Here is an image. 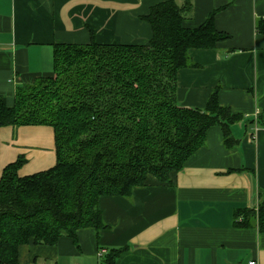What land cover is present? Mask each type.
<instances>
[{
  "label": "crops",
  "instance_id": "0c3cea01",
  "mask_svg": "<svg viewBox=\"0 0 264 264\" xmlns=\"http://www.w3.org/2000/svg\"><path fill=\"white\" fill-rule=\"evenodd\" d=\"M162 1L0 0V97L13 106L20 88L52 76L55 45H88L92 39L148 44L152 30L143 17ZM175 2L191 6L185 28H199L215 14L216 29L229 35L214 49L189 52L193 66L178 72L177 103L205 110L217 90L220 106L241 117L230 128L235 144L226 146L222 127L212 126L204 146L171 173L169 183L149 176L130 197H102L105 229L82 228L76 239L64 235L55 246H21L20 264H100L111 249L121 248L116 264H264V233L255 220L252 227L236 226L237 212L257 211L264 192V34L256 31L264 0ZM29 129L38 138L46 131L55 154L47 168L30 173L31 151L43 146H18L15 160H26L20 176L47 171L57 161L54 131L45 125L1 128L0 154ZM8 163H0V179Z\"/></svg>",
  "mask_w": 264,
  "mask_h": 264
},
{
  "label": "trees",
  "instance_id": "16d2710c",
  "mask_svg": "<svg viewBox=\"0 0 264 264\" xmlns=\"http://www.w3.org/2000/svg\"><path fill=\"white\" fill-rule=\"evenodd\" d=\"M190 4L165 0L143 17L152 30L145 45L58 44L53 75L20 88L14 105L0 97V129L50 126L56 165L20 176L26 160L8 165L0 179V264H20L27 244L55 246L82 228L105 229L98 203L104 196L130 197L149 176L162 183L204 146L208 129L220 125L226 146L241 117L219 104L218 91L205 110L176 100L177 76L193 66L192 49H214L229 35L215 14L196 29L185 28ZM256 31L264 34V19ZM237 227L264 233V192L257 211L236 214ZM241 219V220H240ZM125 248L111 249L100 264H116Z\"/></svg>",
  "mask_w": 264,
  "mask_h": 264
},
{
  "label": "rangeland",
  "instance_id": "374dc122",
  "mask_svg": "<svg viewBox=\"0 0 264 264\" xmlns=\"http://www.w3.org/2000/svg\"><path fill=\"white\" fill-rule=\"evenodd\" d=\"M34 84H35V81L31 82L24 88H28L29 86H32ZM37 135L38 134L36 133V131L32 132L31 129H29L27 133L25 131H22L18 137V140L15 139L14 141L15 144L14 143L12 144V141H11L7 144V146H4L5 152L3 153V155L0 154V163L4 161V164H7L9 160L13 159L11 162H9V163H12L16 159L17 154L19 153L18 146L22 147L26 144V142H28L31 144L34 143V146L40 144L43 146V149H40V148L32 149L30 162L28 163L26 169L29 170L30 173H35V172H38L40 170L47 168L50 157L54 156L55 150L52 149L50 141L47 140L49 138H48V133L46 131L41 133L39 138L37 137ZM9 137L12 140L11 134L9 135ZM56 159H57V155H56Z\"/></svg>",
  "mask_w": 264,
  "mask_h": 264
},
{
  "label": "built area",
  "instance_id": "2783aa9c",
  "mask_svg": "<svg viewBox=\"0 0 264 264\" xmlns=\"http://www.w3.org/2000/svg\"><path fill=\"white\" fill-rule=\"evenodd\" d=\"M248 264H257V262L255 260H252Z\"/></svg>",
  "mask_w": 264,
  "mask_h": 264
}]
</instances>
